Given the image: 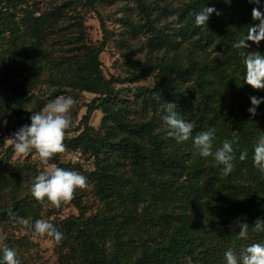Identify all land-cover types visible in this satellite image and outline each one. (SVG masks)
Here are the masks:
<instances>
[{
    "label": "trees",
    "instance_id": "1",
    "mask_svg": "<svg viewBox=\"0 0 264 264\" xmlns=\"http://www.w3.org/2000/svg\"><path fill=\"white\" fill-rule=\"evenodd\" d=\"M135 1L144 15L145 27L153 33L150 46L155 49L174 46L175 41L170 35L155 29L151 8L145 0ZM103 2L105 0H84L86 8L98 16L103 30L100 46L86 51V69L89 72L83 75L78 69L69 68L65 70L67 74L58 80L60 87L82 89L103 96L96 99L101 100L99 105L88 107L84 117L87 128L93 112L110 103L117 94L103 73L100 59L112 39L98 10ZM2 3L3 0H0V5ZM204 7H215L221 14H212L207 24L197 27L195 14ZM254 7L257 5L249 3V0H193L186 4L177 14L179 35L197 48L212 50L216 54L215 61L202 64L194 59L183 66L182 61L174 57L170 61L161 60L151 65L150 70H161L168 74V80L153 88L142 86L132 89L138 98L143 99L144 111L149 110L151 117L138 123H129L124 121L125 115L122 113L107 111L124 136L113 141L112 137L103 139L88 133L84 135L83 143L91 150L98 164L99 171L95 172L97 193L115 206L119 204L131 217L135 213L132 205L137 207L145 200L146 194L151 196L153 206L171 200L172 195L176 194L177 188L173 182L160 178L163 173L169 172L191 180L182 186V195L185 196L181 202L183 211L176 215L164 214L167 224L174 225L168 241L142 248L135 258L134 251L125 246L110 254L103 240L104 229L100 226L105 221L72 217L64 222L62 229V244L69 248L71 258L87 264H227V251H233L239 258L252 240H264V232L251 229L257 218L264 219V173L253 163L254 146L258 137L264 135V102L259 105L254 117L248 112L250 97H264V90H254L244 82L246 69L243 57L233 47L246 35L247 26L255 23L251 15ZM259 7L264 12V0H261ZM8 24L0 8V34ZM43 28L49 31L48 19H37L31 26L30 30L36 39L32 43L34 62L25 69L23 81L16 87L11 113L6 107H0L2 114L14 119V122L8 123L3 133L5 136L11 137L27 122L28 117L23 114L28 102L26 95L31 92L39 70L38 67L34 69L33 65H37L41 58L47 60L49 55L43 43L47 38L46 29ZM249 44V51H259L264 55V41L259 45ZM74 45L78 50L81 49L79 39ZM190 82L191 85L186 87L185 84ZM165 102L176 104L179 118L195 122L193 137L214 127L213 150L222 147V142L233 139L235 134L237 142L233 143V149L236 159L230 175L223 178V166H217L212 157H201L192 139L177 143L174 138L167 137L169 129L163 120L166 115L163 108ZM113 131L111 129L109 133L116 135ZM245 150L247 158L241 161L240 154ZM116 153L129 158L145 182L144 187L138 180L123 178L114 171ZM111 154L113 157H110ZM57 163L58 167L68 169V165L59 161ZM32 203L41 204L32 195L28 203L15 199L0 217L3 221H17L9 215V210L15 217L25 219L32 216ZM148 210L150 215L155 212L152 216L155 220L158 217L156 211L150 206ZM125 215L122 214V217ZM238 220L250 226L247 239L238 236ZM117 222L122 227L126 225L125 219H118ZM66 263L77 264L76 261L68 260ZM0 264H4L3 251H0Z\"/></svg>",
    "mask_w": 264,
    "mask_h": 264
},
{
    "label": "rangeland",
    "instance_id": "2",
    "mask_svg": "<svg viewBox=\"0 0 264 264\" xmlns=\"http://www.w3.org/2000/svg\"><path fill=\"white\" fill-rule=\"evenodd\" d=\"M191 1L193 0H145L151 8L155 29L170 35L175 41L174 46L160 49L150 46L153 33L145 27L144 15L135 0H105L98 6L112 35L100 57L102 70L111 89L117 91V94L110 103L93 112L87 128L84 118L87 109L91 105H99L101 100L96 99L102 95L72 87H60L58 80L67 74L65 70L69 68H76L83 75L89 72L86 69V51L96 49L103 40L98 16L86 8L84 0H3L0 8L7 17L9 27L6 26L0 34V107H6L11 113L16 87L23 81L25 69L34 62L32 43L36 39L30 30L31 26L37 19H48L50 28L48 32L47 28H43L47 32L43 43L49 55L47 60L41 58L37 65H33L34 69L38 67L39 70L31 92L26 95L28 102L23 114L28 118L25 125L31 124L30 117L33 113L42 110L58 96L73 97L76 104L70 112L73 124L65 135L66 152L58 154L49 163L56 166L58 161L64 163L68 165L67 170L79 172L87 177L89 183L87 189H77L75 198L68 204H62L59 209L46 199L41 204L32 203L34 215L25 219L33 224L39 219L49 221L60 232L64 222L72 217L82 216L83 219L105 221L100 226L105 232L103 240L108 252L112 254L125 246L134 251V258L142 248L168 241L174 225L167 224L164 214L176 215L183 211L181 202L185 196L182 195V186L191 180L176 177L169 172L163 173L160 178L170 179L177 188L176 194L172 195L171 200L158 206H153L151 196L146 194L145 200L137 207L132 205L135 213L131 217L119 204L115 206L97 193L95 172L99 171L98 164L91 150L86 148L83 138L86 133L103 139L112 137L113 141L124 136L120 126L113 122L107 111L122 113L125 115L124 121L129 123H138L151 117L149 110L144 111L143 99L132 91L135 87L153 88L168 80V74L161 70H150L151 65L161 60L170 61L174 57H178L183 66L194 59L202 64L215 61L216 54L212 50L197 48L188 39H183L178 32L177 20L171 19L173 16L177 17L180 9ZM78 39L80 50L74 45ZM191 83L185 86L189 87ZM9 117L0 112V215L15 199L24 203L30 201L34 178L44 167L35 158L34 152L27 158H17L13 147L4 143L9 136L3 133L8 123L14 122L13 117ZM5 120L6 125L3 123ZM111 129H114L113 133L116 135L109 133ZM128 159L124 154L116 153L114 171L123 178L138 180L144 187L145 182ZM150 189L149 187L148 191ZM149 206L158 215L155 220L152 217L155 212L152 215L148 212ZM122 214L127 215L123 218ZM118 219H125L126 225L122 227L117 222ZM0 235L5 237L0 242V251L4 248L15 250L21 264H67V260L87 264L71 258L69 248L62 241L57 244L51 238L37 237L34 230L25 228L17 221H3L0 217ZM253 243L264 244V240H252L250 244Z\"/></svg>",
    "mask_w": 264,
    "mask_h": 264
},
{
    "label": "clouds",
    "instance_id": "3",
    "mask_svg": "<svg viewBox=\"0 0 264 264\" xmlns=\"http://www.w3.org/2000/svg\"><path fill=\"white\" fill-rule=\"evenodd\" d=\"M249 3L257 5L252 9V20L255 22L247 26L246 35L233 44L235 49L243 57V64L246 72L244 82L254 90H264V55L259 51H249L252 44L259 45L264 41V12L260 10L261 0H249ZM221 13L215 7H204L195 14V24L197 27L207 24L210 16ZM173 21L178 17L173 16ZM251 107L248 112L252 117L257 114V108L264 102V97H250ZM76 101L71 96H58L47 103L42 110L31 115V124L19 128L11 137L5 139V144L13 147L17 158H27L31 153H35L43 170L34 178L31 186L32 196L40 203L45 199L52 206L59 209L62 204L70 203L74 198L77 189H87L89 183L87 177L77 171L65 170L49 162L58 154L66 152L65 135L66 131L72 126L73 121L70 112L75 106ZM176 104L165 102L163 105L166 115L163 120L168 126V138H174L177 143L186 142L192 139L197 153L203 157H212L217 166L222 165V177L226 178L234 169L233 161L236 159L233 143L237 142L235 134L233 139H225L222 147L213 150V139L216 129L210 128L201 131L193 137L195 122L185 121L179 118L176 111ZM6 125L7 121H3ZM247 158V150L240 154L241 161ZM254 166L264 173V135H260L254 146L253 155ZM9 215L25 228L34 230L37 237L51 238L54 243H60L64 236L51 222L39 219L33 223L22 217H15L9 210ZM239 227L238 236L247 239L250 226L247 222H236ZM254 232H264V219L257 218ZM5 237L0 235V242ZM227 264H264V244L253 243L243 249L239 258L229 250L225 253ZM4 264H21L17 258L15 250L10 248L3 249Z\"/></svg>",
    "mask_w": 264,
    "mask_h": 264
}]
</instances>
